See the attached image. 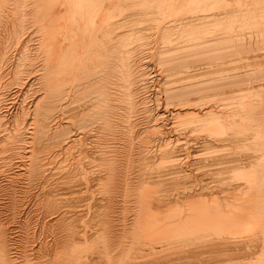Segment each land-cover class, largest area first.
I'll return each mask as SVG.
<instances>
[{
	"label": "bare ground",
	"instance_id": "6f19581e",
	"mask_svg": "<svg viewBox=\"0 0 264 264\" xmlns=\"http://www.w3.org/2000/svg\"><path fill=\"white\" fill-rule=\"evenodd\" d=\"M0 264H264V0H0Z\"/></svg>",
	"mask_w": 264,
	"mask_h": 264
}]
</instances>
